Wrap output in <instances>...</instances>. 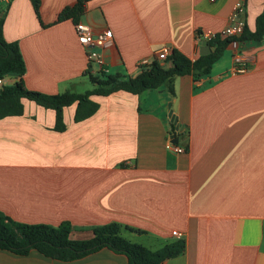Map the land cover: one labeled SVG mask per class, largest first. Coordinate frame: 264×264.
<instances>
[{"label":"crops","instance_id":"obj_1","mask_svg":"<svg viewBox=\"0 0 264 264\" xmlns=\"http://www.w3.org/2000/svg\"><path fill=\"white\" fill-rule=\"evenodd\" d=\"M237 2L253 32L264 0H38V12L32 0H0L4 38L18 44L26 63L22 78L6 80L22 79L38 94L93 90L99 68L79 42V22L112 33L110 75L135 78L164 45L197 59V34L221 33ZM77 6L75 17L60 22ZM234 52L229 46L200 81L178 77L174 97L164 90L92 95L98 110L81 122L74 103L63 132L54 109L24 98L22 115L0 119V211L24 224L70 223L76 241L112 223L140 230L123 236L152 250L184 240L185 252L162 264H264V40L247 44L245 71ZM169 103L184 128L182 154L167 148ZM0 264L128 259L107 248L69 262L0 249Z\"/></svg>","mask_w":264,"mask_h":264},{"label":"trees","instance_id":"obj_2","mask_svg":"<svg viewBox=\"0 0 264 264\" xmlns=\"http://www.w3.org/2000/svg\"><path fill=\"white\" fill-rule=\"evenodd\" d=\"M38 12V0H32ZM79 7L67 8L60 17V22L75 17ZM5 17L0 8V78L13 76L22 78L25 75L26 63L18 44L7 42L4 38L3 26ZM239 40L247 47L248 43H257L264 40V7L258 16L256 30H244ZM231 38L217 36L209 42L212 51L205 56L200 55L191 60L178 51H172L165 62L153 61L151 65L143 67L135 78L124 75L104 74L97 72L91 76L95 88L87 93L79 94L72 91L61 95L38 94L27 89L24 82L19 80L15 85H9L0 94V119L9 115L20 116L25 112L22 100L24 98L35 101L39 106L56 111V129L65 130V109L77 103L75 121H83L93 116L99 105L93 102L92 95L108 96L118 91H126L132 95H141L149 90H164L170 96H176V79L191 75L195 81H200L212 73L213 67L219 61L231 43ZM170 138H176L179 131L169 120ZM73 227L70 223H63L59 227L51 225H31L19 223L0 211V249L16 255L25 256L32 251L53 258V260L69 262L77 261L103 249H109L117 254L126 256L128 264H162L165 260L174 259L186 250L184 240L165 244L158 250H152L141 243L128 240L123 231L132 230L119 223H112L93 230V237L88 240L76 241L70 238ZM137 230L136 232H139Z\"/></svg>","mask_w":264,"mask_h":264},{"label":"built area","instance_id":"obj_3","mask_svg":"<svg viewBox=\"0 0 264 264\" xmlns=\"http://www.w3.org/2000/svg\"><path fill=\"white\" fill-rule=\"evenodd\" d=\"M244 7L245 5L243 2H237L235 6H233L232 12L229 16L228 25L221 31V33L207 31L197 34L200 43H203L204 41L209 43L217 36L222 38H231L232 41L229 46L235 51L233 53V61L236 64L237 69L241 71H245L248 67L245 53L247 52V47L239 40V37H241L244 33V30H246V23L243 19L245 14ZM75 29L79 42L87 51L88 61L98 66L99 70H97V72L101 71L104 72V74H109L105 54L114 46L115 42L112 33L109 30L96 32L91 24L83 22L77 23L75 25ZM170 50V47L164 45L160 50L157 51L156 61L162 63L165 62L170 55ZM149 64V62H143L142 66H147ZM7 86H9V84L6 80V77H1L0 94L6 89ZM173 139L174 138H169V141H167V148L177 154L184 153V147L173 143ZM172 236L177 239L181 238V234L177 231L172 232Z\"/></svg>","mask_w":264,"mask_h":264},{"label":"water","instance_id":"obj_4","mask_svg":"<svg viewBox=\"0 0 264 264\" xmlns=\"http://www.w3.org/2000/svg\"><path fill=\"white\" fill-rule=\"evenodd\" d=\"M211 51H212V49H211L210 44L207 41H204L203 42V51H201V55L202 56L208 55ZM168 106L170 108V111H169L170 121L176 126V129L179 132H183L184 128H182V129L180 128L177 117L174 115L173 111L171 110V103H169ZM178 141H180V139L178 137H176L173 139L172 142L175 144H178Z\"/></svg>","mask_w":264,"mask_h":264},{"label":"rangeland","instance_id":"obj_5","mask_svg":"<svg viewBox=\"0 0 264 264\" xmlns=\"http://www.w3.org/2000/svg\"><path fill=\"white\" fill-rule=\"evenodd\" d=\"M91 85V84H90ZM124 235H127V234H124ZM138 241V240H137Z\"/></svg>","mask_w":264,"mask_h":264}]
</instances>
